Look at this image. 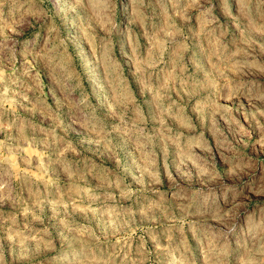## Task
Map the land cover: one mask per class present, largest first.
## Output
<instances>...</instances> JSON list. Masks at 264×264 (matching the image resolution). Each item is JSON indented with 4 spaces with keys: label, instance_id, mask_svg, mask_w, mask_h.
I'll return each mask as SVG.
<instances>
[{
    "label": "rangeland",
    "instance_id": "obj_1",
    "mask_svg": "<svg viewBox=\"0 0 264 264\" xmlns=\"http://www.w3.org/2000/svg\"><path fill=\"white\" fill-rule=\"evenodd\" d=\"M0 264H264V0H0Z\"/></svg>",
    "mask_w": 264,
    "mask_h": 264
}]
</instances>
